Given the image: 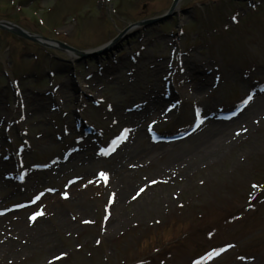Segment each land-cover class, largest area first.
Returning a JSON list of instances; mask_svg holds the SVG:
<instances>
[{"label": "rangeland", "instance_id": "374dc122", "mask_svg": "<svg viewBox=\"0 0 264 264\" xmlns=\"http://www.w3.org/2000/svg\"><path fill=\"white\" fill-rule=\"evenodd\" d=\"M170 2L0 0V19L84 49ZM257 2L179 0L85 57L0 29V264H264V114L239 122L264 100ZM164 77L176 96L147 106L170 97ZM196 107L214 113L202 154L189 135L152 142Z\"/></svg>", "mask_w": 264, "mask_h": 264}, {"label": "bare ground", "instance_id": "6f19581e", "mask_svg": "<svg viewBox=\"0 0 264 264\" xmlns=\"http://www.w3.org/2000/svg\"><path fill=\"white\" fill-rule=\"evenodd\" d=\"M193 68L196 69V65L195 64H192ZM196 93V91H195ZM264 107V100H261V99H255L254 101L253 100H250L248 102V105H247V108L242 112L243 114L241 115V118L239 119V122L240 123H248V125L250 124V122L254 123V122H257L259 120V117H261L264 112H261L260 113V109ZM186 118V117H184ZM237 122V121H236ZM205 122H202L199 127L197 128L196 132L191 134L189 137H197L196 139L198 141H202L199 145L201 149V154L203 153L204 149H207L205 147H207V145L209 144V141H210V138H211V134L208 133V131H204L202 126L204 127ZM132 127V126H130ZM201 128V129H200ZM136 128H132L131 130V133L133 134V131L135 130ZM225 129V128H224ZM203 130V131H202ZM137 134V133H136ZM194 138V139H195ZM195 139V140H196ZM222 139V138H221ZM192 147H194V145H192ZM175 156V155H174ZM176 157V156H175ZM169 163V161H166L164 164H167ZM120 166V163H117V162H112V165H110L109 167V170H112L113 172L118 173L119 172V176L118 179L119 180H122L123 183H125V186L123 188V190H127L129 189V187L131 186V183L130 182H126L127 180H129V176L128 174H126L125 176H128V178L126 177L125 179L122 178L124 177V174L121 170V168L119 167ZM155 171V170H153ZM158 171V170H157ZM0 185H1V181H0ZM114 186H118L119 185V182L117 181L115 184H113ZM123 194V193H122ZM119 196V195H118ZM119 202V201H118ZM12 214V213H11ZM14 214V212H13ZM5 217V216H4ZM3 218V217H2ZM0 218V220L2 219ZM7 218H10V217H7ZM3 225L0 223V228L2 229ZM9 227H6V229H8ZM4 229V228H3Z\"/></svg>", "mask_w": 264, "mask_h": 264}, {"label": "snow or ice", "instance_id": "6c2138e0", "mask_svg": "<svg viewBox=\"0 0 264 264\" xmlns=\"http://www.w3.org/2000/svg\"><path fill=\"white\" fill-rule=\"evenodd\" d=\"M248 99H251V97L249 96V97L245 100V103H247V100H248ZM113 143H115V141H113ZM100 175H101V176H105L106 174H104V173H100ZM38 214H40V213H34L33 216L30 217L29 219H30V220L33 219V218L35 217V215H38ZM220 251H223V249H220ZM212 254H213V255L216 254L215 250L213 251ZM60 255L62 256V255H64V253H61ZM241 259H243V257H241ZM192 264H197V261L194 260V261L192 262Z\"/></svg>", "mask_w": 264, "mask_h": 264}, {"label": "water", "instance_id": "95a60500", "mask_svg": "<svg viewBox=\"0 0 264 264\" xmlns=\"http://www.w3.org/2000/svg\"><path fill=\"white\" fill-rule=\"evenodd\" d=\"M0 27H2V24H0ZM10 30L15 32V33H17V34H20V35H23V36H27L24 32H22L20 29H18L15 26H12V28ZM115 39H117V38H115Z\"/></svg>", "mask_w": 264, "mask_h": 264}]
</instances>
